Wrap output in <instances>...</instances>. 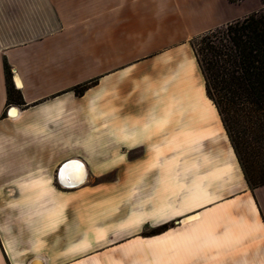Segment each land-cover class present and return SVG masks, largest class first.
Instances as JSON below:
<instances>
[{
	"label": "crops",
	"instance_id": "1",
	"mask_svg": "<svg viewBox=\"0 0 264 264\" xmlns=\"http://www.w3.org/2000/svg\"><path fill=\"white\" fill-rule=\"evenodd\" d=\"M251 1L0 0V264H264V185L191 47ZM72 160L118 181L62 187Z\"/></svg>",
	"mask_w": 264,
	"mask_h": 264
},
{
	"label": "trees",
	"instance_id": "2",
	"mask_svg": "<svg viewBox=\"0 0 264 264\" xmlns=\"http://www.w3.org/2000/svg\"><path fill=\"white\" fill-rule=\"evenodd\" d=\"M228 1L235 4L243 0ZM260 3V11L226 24V38L219 45H209L210 34H206L212 30L199 35L201 47L191 42L206 95L218 112L250 189L264 185V0ZM6 77L8 98L20 99L8 71ZM88 86L76 87L75 94L82 95ZM168 227L163 224L146 235Z\"/></svg>",
	"mask_w": 264,
	"mask_h": 264
},
{
	"label": "rangeland",
	"instance_id": "3",
	"mask_svg": "<svg viewBox=\"0 0 264 264\" xmlns=\"http://www.w3.org/2000/svg\"><path fill=\"white\" fill-rule=\"evenodd\" d=\"M244 1V0H243ZM240 2H242V1H240ZM239 3V2H238ZM255 3V0H252L251 2H250V4H254ZM262 9V6L260 5L259 6V8H258V10H256V11H254V12H252V13H255V12H258V11H260ZM252 13H249V14H252ZM249 14H247L246 16H248ZM245 17V16H244ZM244 17H242V18H244ZM242 18H239V19H237V20H240V19H242ZM225 28H226V25H223V26H220V27H218V28H216V29H214V30H212L211 32H209V33H207L206 35H208V34H210V37H209V45H219V43L221 42V40H223V39H225L226 38V36H225ZM213 35H212V34ZM202 36V35H201ZM201 36H199L198 38H196L195 40H192L193 41V43H194V45H195V47L196 48H199V47H201L202 46V44L200 43V37ZM207 41V42H208ZM146 150V148H136V149H134V150H132V151H130L129 153H128V161H135V160H140L141 159V156H142V154H143V150ZM128 163L125 161L124 162V165H127ZM120 165H122V164H120ZM122 166H120L119 167V169L121 168ZM117 171H118V168L117 169H115V170H112V171H110V172H108L107 174H105V175H103V176H101L100 178H98V179H96L95 181L94 180H92L91 178H89L88 179V183L86 184V187H93V186H101V187H107V186H111L113 183H115V182H117L118 181V178H117ZM123 182H121V183H116L115 185H119V186H121V185H126V183L125 184H122ZM77 200V199H76ZM171 224H173L172 222H171ZM8 228H15V227H8ZM157 228V227H156ZM153 229H155V228H153ZM153 229H150V230H148V231H146V230H144V232L143 233H151L152 232V230ZM13 244V243H12ZM32 261V260H31ZM30 261V262H31Z\"/></svg>",
	"mask_w": 264,
	"mask_h": 264
},
{
	"label": "bare ground",
	"instance_id": "4",
	"mask_svg": "<svg viewBox=\"0 0 264 264\" xmlns=\"http://www.w3.org/2000/svg\"><path fill=\"white\" fill-rule=\"evenodd\" d=\"M80 164L81 168L77 172V176L74 177L76 173L75 165ZM58 179L62 187L65 188H73L76 186L81 187L86 184L88 177H87V169L84 163L78 160H72L66 163L58 172ZM30 264H43V260L41 258L34 259L30 262Z\"/></svg>",
	"mask_w": 264,
	"mask_h": 264
}]
</instances>
